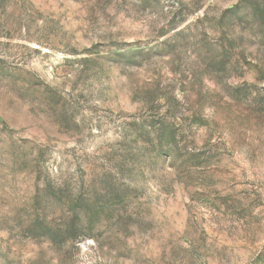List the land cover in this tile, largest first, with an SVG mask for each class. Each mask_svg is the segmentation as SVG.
Segmentation results:
<instances>
[{"label":"rangeland","instance_id":"rangeland-1","mask_svg":"<svg viewBox=\"0 0 264 264\" xmlns=\"http://www.w3.org/2000/svg\"><path fill=\"white\" fill-rule=\"evenodd\" d=\"M0 264H264V0H0Z\"/></svg>","mask_w":264,"mask_h":264}]
</instances>
